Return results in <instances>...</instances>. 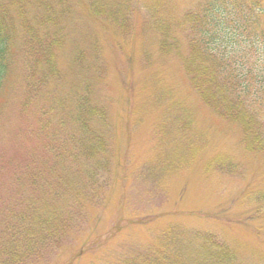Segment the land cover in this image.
Returning <instances> with one entry per match:
<instances>
[{"label":"rangeland","instance_id":"374dc122","mask_svg":"<svg viewBox=\"0 0 264 264\" xmlns=\"http://www.w3.org/2000/svg\"><path fill=\"white\" fill-rule=\"evenodd\" d=\"M83 1L71 14L60 77L47 91L67 93L81 85L95 96L108 118L103 125L94 117L91 126L104 130L112 171L105 200L82 218L80 231L65 244L71 246L49 264L65 263L70 252L87 245L96 250L86 260L107 251L113 258L152 244L172 228L186 238L212 232L232 247L236 264H264V150H249L239 128L203 102L184 57L164 44L171 36L161 28L170 27L183 53L189 52L187 31L177 25L199 0ZM97 2L104 9L88 17ZM259 55L255 72L261 74L264 53ZM12 72L0 97V154L21 161L30 151L41 161L48 152L29 135L39 122L36 101L25 106L26 70L19 58ZM256 88L251 83V93L264 101ZM71 126L69 119L62 132ZM6 172L0 176V203L16 192ZM66 174L70 180L73 171ZM67 190L64 198L73 195Z\"/></svg>","mask_w":264,"mask_h":264},{"label":"trees","instance_id":"16d2710c","mask_svg":"<svg viewBox=\"0 0 264 264\" xmlns=\"http://www.w3.org/2000/svg\"><path fill=\"white\" fill-rule=\"evenodd\" d=\"M79 1L84 2L0 0V97L12 82L19 58L29 94L25 106L36 101L34 114L39 122L29 135L36 136L48 152L41 161L30 151L21 161L0 154V171L7 170L16 189L0 203V264L51 263L63 247L71 246L65 244L80 231L82 218L105 200L112 154L104 130L92 128L91 121L98 117L107 124V111L81 85L67 93L47 91L60 77V51ZM91 6L94 9L86 15L97 18L104 8L98 2ZM178 23V29L187 31L189 52L183 53L177 32L170 27L161 28L171 36L170 43L164 44L184 57V68L200 98L239 128L249 150H264V101L251 93L254 82L264 92V60L262 73L255 72L256 57L264 53V0H199ZM69 119L73 126L64 134ZM57 164L64 167L56 168ZM67 170L73 171L70 180ZM68 188L73 195L64 198ZM215 236L196 231L186 238L172 228L162 231L152 244L132 247L126 254L107 258L112 255L107 251L88 261L87 254L96 247L87 245L70 252L62 264H236L232 247Z\"/></svg>","mask_w":264,"mask_h":264}]
</instances>
